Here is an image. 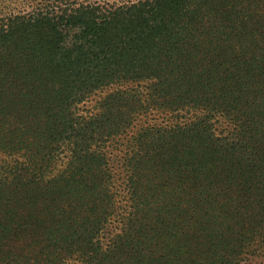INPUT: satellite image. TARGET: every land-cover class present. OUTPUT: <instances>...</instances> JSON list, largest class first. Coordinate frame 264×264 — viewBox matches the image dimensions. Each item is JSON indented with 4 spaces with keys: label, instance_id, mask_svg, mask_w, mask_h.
Masks as SVG:
<instances>
[{
    "label": "trees",
    "instance_id": "trees-1",
    "mask_svg": "<svg viewBox=\"0 0 264 264\" xmlns=\"http://www.w3.org/2000/svg\"><path fill=\"white\" fill-rule=\"evenodd\" d=\"M50 1L0 22V264L236 263L264 232V0Z\"/></svg>",
    "mask_w": 264,
    "mask_h": 264
},
{
    "label": "rangeland",
    "instance_id": "rangeland-1",
    "mask_svg": "<svg viewBox=\"0 0 264 264\" xmlns=\"http://www.w3.org/2000/svg\"><path fill=\"white\" fill-rule=\"evenodd\" d=\"M55 1L56 3L54 4L56 5L57 4L63 5L64 3H67V0H59V1L55 0ZM73 1L74 0H69V2H73ZM110 1L113 2L116 0H110ZM52 2H54V0H52ZM46 3L52 4L50 0H0V22L15 15L31 12L35 8H40L43 4ZM102 96L103 95L101 93L91 96L89 101L83 102L76 108L78 113L85 114L86 109L92 108L95 104H97V101ZM153 118L155 120L152 119V121H150L149 123L160 124V122H162L163 124L171 125L172 122L174 121V117L171 114H166V113H160V114L158 113ZM178 118H181V120H183L182 117H178ZM6 121L10 122L9 125L11 127H15V124L16 125L20 124V122L16 118H10ZM126 139L127 137L125 138V140ZM122 155L123 153L120 154V156ZM5 159L6 156L0 152V167ZM64 159L65 160L67 159L66 155L64 156ZM150 177L152 179V190L154 192V198H158V202L164 203L166 210L170 212L171 220L176 221V223H178L180 222L181 217L184 216V214L189 213L191 216L192 212L190 211V202H189L192 198L191 193L189 190H187L184 187L182 181L176 179L173 180L168 179L166 173H162L157 168L156 163H152ZM63 264H74V263L68 261ZM234 264H264V232L259 234L255 239H253L245 246L243 252L236 260V263Z\"/></svg>",
    "mask_w": 264,
    "mask_h": 264
}]
</instances>
